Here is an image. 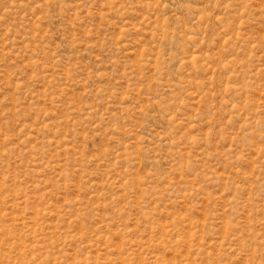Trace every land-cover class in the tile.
<instances>
[{
	"label": "rangeland",
	"instance_id": "obj_1",
	"mask_svg": "<svg viewBox=\"0 0 264 264\" xmlns=\"http://www.w3.org/2000/svg\"><path fill=\"white\" fill-rule=\"evenodd\" d=\"M0 264H264V0H0Z\"/></svg>",
	"mask_w": 264,
	"mask_h": 264
}]
</instances>
